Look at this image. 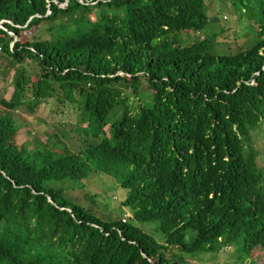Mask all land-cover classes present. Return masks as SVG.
Listing matches in <instances>:
<instances>
[{"label":"trees","instance_id":"trees-1","mask_svg":"<svg viewBox=\"0 0 264 264\" xmlns=\"http://www.w3.org/2000/svg\"><path fill=\"white\" fill-rule=\"evenodd\" d=\"M247 1L223 5L257 24L241 49L237 36L207 31L217 17L204 0H0V68L12 69L11 95L0 98V264H200L239 229L246 242L259 237L252 223L264 233L253 138L264 124V0ZM44 20L48 38H24ZM49 99L76 105L78 153L49 139L35 151L16 144L10 111ZM71 164L73 181L111 175L106 195L119 184L132 221L103 222L79 204L81 181L58 188ZM171 164V198L198 219L158 222L172 248L162 254L135 220L162 217L149 183Z\"/></svg>","mask_w":264,"mask_h":264},{"label":"rangeland","instance_id":"rangeland-1","mask_svg":"<svg viewBox=\"0 0 264 264\" xmlns=\"http://www.w3.org/2000/svg\"><path fill=\"white\" fill-rule=\"evenodd\" d=\"M250 0L247 1V3ZM208 6L207 14L208 17H217L214 21L209 23L207 31L211 34L219 33L220 35L237 36L240 40V44L246 41L247 45L251 44L256 36L258 27L255 23L250 21L248 18L239 17L234 14L226 15L223 11V5L225 0H204ZM227 10L231 11L234 8L231 4H227ZM241 18V19H239ZM50 21L44 20L39 25L29 29L23 30L22 35L24 38L32 37L33 35L48 38V27ZM0 21V27L2 26ZM1 38V37H0ZM24 40V39H22ZM228 42L221 44L222 47L228 46ZM232 50V49H231ZM233 51V50H232ZM232 51H229L231 53ZM8 62L5 60L1 61L0 68V98L8 99L12 92V86H10V75L12 69H9L5 73V68ZM34 63L28 65V73L35 69ZM2 70L5 75H3ZM31 80L34 76L30 75ZM4 78L6 80H4ZM5 109L0 103V110ZM11 115L14 121L18 124V130L15 136V142L18 146L23 144L26 145L27 149L36 150L39 142H47V140L55 141L63 146L67 147L70 151L79 150L78 134L80 132L79 126L76 124L78 120V111L74 103L66 101L58 106L53 99L41 102L34 108L33 111L28 110L25 106L19 107V109L11 110ZM82 126L84 123H81ZM262 134L256 133L253 135L256 147L258 149V164L264 167V124L261 125ZM55 151H58L54 148ZM103 179L102 176L93 175L88 181L87 188H76L72 192H75L78 196V201L84 204L91 202L93 193H97L100 190V181ZM100 217L106 219V215H102L96 212ZM115 218L116 213L111 215ZM252 257H255L257 251H253ZM232 257L223 249L217 253H209L205 256L202 264H224L230 262ZM249 263V261H247Z\"/></svg>","mask_w":264,"mask_h":264},{"label":"clouds","instance_id":"clouds-1","mask_svg":"<svg viewBox=\"0 0 264 264\" xmlns=\"http://www.w3.org/2000/svg\"><path fill=\"white\" fill-rule=\"evenodd\" d=\"M230 1L231 0H228V2ZM255 4L256 2L254 0H250V5L253 6ZM222 14H226V15L234 14L239 17L249 18L247 16L241 15L236 12H225ZM258 30L256 32V35L258 33ZM255 37L256 36H254V39H253L254 41H255ZM253 42L249 45H247L246 41L243 42V44L241 45V49H245L246 47L252 45ZM262 52H263V49L261 48L259 50V53H262ZM17 130H18V127L16 128L15 136H16ZM37 148H40V146L37 145L36 150ZM27 150H31V149H27ZM32 151H35V150H32ZM68 151L78 153L80 149L78 151H70V150ZM257 164H258V160H257ZM91 167L92 166H90V168ZM175 167L177 166L174 164H171V165L164 166L159 170L155 169L152 171V174H154V176L151 178L152 182L149 183L150 188L153 192V200H151V202H153V205L151 207H154L156 211L160 213L162 217L159 218L154 223L153 222L141 223L140 221L135 220L136 225L139 228L143 227L144 230L147 231L148 236L153 240V242H155L160 247L162 254L164 253L169 254L172 251V248H171V244L169 243V236L165 234L157 226L158 222L165 219L166 223L170 222L172 226H176V225H182L186 220H189V219L191 221H194V223L196 224L197 222L196 219H198L197 217L191 216L192 205H189V202L181 201L179 199L174 200L171 198V194L177 191L176 189H174L176 187L173 185L176 183L178 179L176 178V179L171 180L169 178V173H171ZM258 167L261 168L264 172V167L260 166L259 164H258ZM73 171H77V170H74V166L73 164H71L67 173H65L62 176V181L60 182V185L58 186V188H60L61 190H68L67 184L73 183L76 185L80 181H81L80 186L76 188H87L88 181L91 178V176L88 175L84 179H81V177H79L77 180L73 181L72 179L69 178V173ZM93 175H99L103 177V179L99 183L100 190L97 193L92 194L91 202L89 201L87 204H84L81 202H78V203L82 204L86 209L90 210L96 217H98L103 222L112 223L114 221H121V222L127 223L128 221H132V217L134 214L132 211V207L125 202V198L121 197V195H118L117 193L118 189L120 188L119 184H117L115 192H111L110 195H106L107 183L109 180L108 177L111 175L106 174V173H101V172H94ZM259 185L264 189V175L262 179L260 180ZM207 195H208V198L214 197L212 193H207ZM202 200L205 203H200V206L204 211L213 208L211 205H209L210 203H212L209 199H202ZM96 212L102 215H106V219L100 217ZM114 213H116L115 218L111 216ZM252 225L256 226L255 228L259 231L258 238H254L252 240L249 239V241L246 242L247 237H245L242 233L243 231L238 228L240 231L241 237L230 240L221 246V249L219 251H222L223 249H225L226 251H228V253L232 257V260L226 263L234 264L236 263L235 259L238 257H241L242 264H264V233L260 230L258 223H252ZM192 232L195 235H197V230L195 229V226ZM218 241L219 242L221 241V237L218 238ZM210 244L211 242L206 243V245H210ZM254 250L257 251V254L255 257H252L251 253ZM175 251L179 252V250H175ZM182 252H185L183 247H182ZM209 253H217V252L206 251L203 253V259ZM187 260L190 262V264H194L195 260L194 261H190L189 259ZM247 261H249V263ZM198 262L200 261L198 260Z\"/></svg>","mask_w":264,"mask_h":264}]
</instances>
